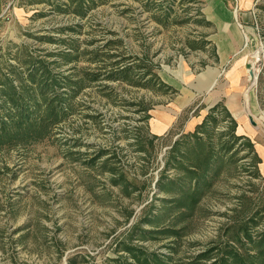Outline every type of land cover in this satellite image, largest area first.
I'll return each mask as SVG.
<instances>
[{
    "label": "rangeland",
    "instance_id": "1",
    "mask_svg": "<svg viewBox=\"0 0 264 264\" xmlns=\"http://www.w3.org/2000/svg\"><path fill=\"white\" fill-rule=\"evenodd\" d=\"M206 3L0 0V78H14L11 65L25 74L27 59L67 77L49 92L66 111L50 134L0 149V264H140L134 252L154 264H211L264 248L259 160L224 107L200 131L181 124L158 135L149 124L178 92L163 78L185 86L208 65ZM258 8L245 47L249 61L261 56L251 93L262 115L264 0Z\"/></svg>",
    "mask_w": 264,
    "mask_h": 264
},
{
    "label": "crops",
    "instance_id": "2",
    "mask_svg": "<svg viewBox=\"0 0 264 264\" xmlns=\"http://www.w3.org/2000/svg\"><path fill=\"white\" fill-rule=\"evenodd\" d=\"M258 1L260 0H207L203 9L204 39L213 48L203 56L208 65L202 72L189 73L185 86L163 78L165 83L178 92L170 101L152 109L149 124L158 135L181 124L184 129L181 128L182 132H195L211 108L221 103L236 121V133L251 141L259 160V177L264 183V112L261 115L258 98L251 93L250 51L245 47L249 35L252 44L257 38L253 24L260 17ZM254 80L256 78L252 82ZM202 86L205 87L204 90L201 89ZM203 91L206 93L204 100L208 102V106L201 108L203 101H198L190 113L200 111L183 120L187 108L196 101V95ZM249 115L256 121L255 124Z\"/></svg>",
    "mask_w": 264,
    "mask_h": 264
},
{
    "label": "trees",
    "instance_id": "3",
    "mask_svg": "<svg viewBox=\"0 0 264 264\" xmlns=\"http://www.w3.org/2000/svg\"><path fill=\"white\" fill-rule=\"evenodd\" d=\"M25 62L26 67H28L25 74L19 66L11 65V74H14V78L6 74H4L3 80L0 78L2 82L1 86L4 87V89H0V96L5 99L4 104L0 102V149L7 142L12 144L18 139H36L48 136L53 125L59 122L66 113L63 99L55 102L51 94L49 95V92L58 90L62 85L66 86L67 77L54 75V72L49 68V64L44 60L38 61V59H32L31 61L27 59ZM127 70L130 69L128 68L125 71ZM15 80L17 84L14 83ZM71 82L70 85L73 84L71 86L73 88H75V85L82 87L83 80ZM162 84L165 83L163 82ZM166 87L170 88L168 85ZM0 101H2L1 98ZM221 105V103H218L211 108L204 121L197 126L196 131L204 129L208 122L212 123L219 120L216 116V111H218ZM223 109L235 127L236 121L231 117L226 108ZM240 138L246 137L240 136ZM247 140L252 147L251 141ZM245 235L252 240L248 228L245 229ZM260 239H262L260 244L263 245L264 236ZM127 249L133 252L132 248L127 247ZM209 254L210 250H207L200 256L209 258ZM133 255L140 264H154L144 257V252H134ZM227 256H230L231 259H228ZM157 262V264H164L162 259H157ZM211 264H264V248H261L256 253L250 250L242 253L241 251H237V249H233L221 258H216Z\"/></svg>",
    "mask_w": 264,
    "mask_h": 264
},
{
    "label": "bare ground",
    "instance_id": "4",
    "mask_svg": "<svg viewBox=\"0 0 264 264\" xmlns=\"http://www.w3.org/2000/svg\"><path fill=\"white\" fill-rule=\"evenodd\" d=\"M251 61H252L254 68H255V73H254L253 78H256V80H257L256 76H257V72H258V65L261 61V56H260L259 51H255V53L251 55ZM256 80H254L252 82V85H254L256 83Z\"/></svg>",
    "mask_w": 264,
    "mask_h": 264
},
{
    "label": "built area",
    "instance_id": "5",
    "mask_svg": "<svg viewBox=\"0 0 264 264\" xmlns=\"http://www.w3.org/2000/svg\"><path fill=\"white\" fill-rule=\"evenodd\" d=\"M249 63H251V67L249 68V70H250V72H253V74H251V76H250V80H251V83H252V78H253L254 73H255V68H254V65H253V63L251 61H249ZM257 76H258V72H257Z\"/></svg>",
    "mask_w": 264,
    "mask_h": 264
},
{
    "label": "water",
    "instance_id": "6",
    "mask_svg": "<svg viewBox=\"0 0 264 264\" xmlns=\"http://www.w3.org/2000/svg\"><path fill=\"white\" fill-rule=\"evenodd\" d=\"M251 74H253V72H251ZM249 117H250V119H251L252 123H253V124H255V123H256V121L253 119V117H252L251 115H249Z\"/></svg>",
    "mask_w": 264,
    "mask_h": 264
}]
</instances>
